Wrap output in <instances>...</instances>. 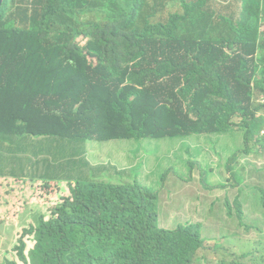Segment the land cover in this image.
<instances>
[{
	"label": "trees",
	"instance_id": "16d2710c",
	"mask_svg": "<svg viewBox=\"0 0 264 264\" xmlns=\"http://www.w3.org/2000/svg\"><path fill=\"white\" fill-rule=\"evenodd\" d=\"M261 100L264 0H3L0 125L43 161L29 158L38 167L37 190L4 221L11 228L7 240L0 235L1 264L199 263L202 222L159 227L157 193L126 178L128 166L108 171L98 164L95 174L90 164L89 174L71 180L39 175L65 139H154L231 129L244 130L239 154L245 164L248 154L264 156ZM236 174L242 177L238 165ZM227 179L219 186L233 192L235 181L237 194L246 193L234 172ZM258 190L264 194L263 185ZM227 199L210 209V222L218 221L222 206L229 214L233 201ZM234 202L244 213L241 198ZM244 238L236 244L239 252L214 250L241 254V264H264V246L240 252Z\"/></svg>",
	"mask_w": 264,
	"mask_h": 264
},
{
	"label": "rangeland",
	"instance_id": "374dc122",
	"mask_svg": "<svg viewBox=\"0 0 264 264\" xmlns=\"http://www.w3.org/2000/svg\"><path fill=\"white\" fill-rule=\"evenodd\" d=\"M237 4L240 3H232L233 6ZM216 7L219 9L217 5ZM38 34L46 37L42 28ZM261 102L264 103V100ZM237 119L238 117H234L236 122ZM64 144L56 156H53L52 162L44 163V172L38 179L45 175L71 180L81 176V173L89 174L90 164H105L108 171L128 166L126 178L131 176V181L136 180L157 193L159 227L175 228L178 225L202 222L204 251H199L197 255L204 259L197 264H230L235 260L238 264L243 263L246 259L241 258V254L223 256L221 250H214L231 248L234 252H239L236 244L242 234H245V238L240 252L264 246V194L258 190V185L264 187V156L258 153L248 154L249 160L242 164L239 153L244 146V130L231 129L223 134L193 133L187 137L168 135L154 139H114L100 142L75 138L65 139ZM231 156L236 160L229 164L226 159ZM85 157L89 165L85 162ZM29 158L43 161V158L33 155L32 148L21 137L7 132L0 125V235L4 240L9 238L7 231L11 228L4 221L15 218L16 212L27 206L37 190L36 182L33 185V181L38 172ZM255 162L257 167H254ZM52 164L56 165L57 171ZM237 165L242 177L236 174ZM231 171L237 178L244 180L246 193L241 190L237 194L235 181L230 182L233 192L220 187L227 183ZM198 176H202L201 183L195 182ZM227 197L233 201L228 209L229 214L234 213L243 219L245 227H251V231L248 229L246 232L245 227L238 228V220L231 219L224 206L217 222L208 220L210 209L220 205L223 200L227 201ZM240 198L244 213L239 215L234 201H240ZM210 219L215 221L217 216L213 215ZM2 261L0 254V264Z\"/></svg>",
	"mask_w": 264,
	"mask_h": 264
},
{
	"label": "crops",
	"instance_id": "0c3cea01",
	"mask_svg": "<svg viewBox=\"0 0 264 264\" xmlns=\"http://www.w3.org/2000/svg\"><path fill=\"white\" fill-rule=\"evenodd\" d=\"M94 141H96V140H94ZM108 141H110V140H108ZM98 142H100V141H98ZM88 153H89V150H88ZM87 160V159H86ZM103 159H101V161H102ZM91 165H93V164H91ZM98 165V164H97ZM97 165H93L94 166V170H93V172L95 173V174H100V173H98V171H97ZM36 172H38V167H36Z\"/></svg>",
	"mask_w": 264,
	"mask_h": 264
},
{
	"label": "built area",
	"instance_id": "2783aa9c",
	"mask_svg": "<svg viewBox=\"0 0 264 264\" xmlns=\"http://www.w3.org/2000/svg\"><path fill=\"white\" fill-rule=\"evenodd\" d=\"M260 135H261V136H264V127L261 129V131H260Z\"/></svg>",
	"mask_w": 264,
	"mask_h": 264
},
{
	"label": "water",
	"instance_id": "95a60500",
	"mask_svg": "<svg viewBox=\"0 0 264 264\" xmlns=\"http://www.w3.org/2000/svg\"><path fill=\"white\" fill-rule=\"evenodd\" d=\"M2 4H3V0H0V10H1Z\"/></svg>",
	"mask_w": 264,
	"mask_h": 264
}]
</instances>
